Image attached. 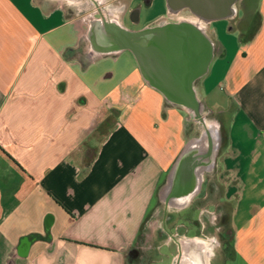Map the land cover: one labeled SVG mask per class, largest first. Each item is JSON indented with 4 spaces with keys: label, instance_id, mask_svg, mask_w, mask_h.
Returning a JSON list of instances; mask_svg holds the SVG:
<instances>
[{
    "label": "crops",
    "instance_id": "1",
    "mask_svg": "<svg viewBox=\"0 0 264 264\" xmlns=\"http://www.w3.org/2000/svg\"><path fill=\"white\" fill-rule=\"evenodd\" d=\"M80 1L0 0V264H180L181 241L193 237L209 243L208 264H264V0H236L232 16L210 22L182 0L67 9ZM101 14L130 29L200 21L214 43L195 82L201 119L149 85L129 50L90 49L88 18ZM189 143L200 149L193 157L214 145L192 198L207 202L198 222L175 213L168 232L169 210L192 202L175 206L163 194ZM157 196L166 238L148 244L141 234ZM205 212L213 224L221 216L224 252L217 234L206 236Z\"/></svg>",
    "mask_w": 264,
    "mask_h": 264
},
{
    "label": "water",
    "instance_id": "2",
    "mask_svg": "<svg viewBox=\"0 0 264 264\" xmlns=\"http://www.w3.org/2000/svg\"><path fill=\"white\" fill-rule=\"evenodd\" d=\"M236 0H182L198 19L205 22L227 18L235 12ZM90 49L100 55L129 50L146 82L171 103L185 107L200 118L203 103L195 82L209 70L214 43L199 20L180 19L130 29L104 15L88 18L86 30ZM208 134V131H205ZM205 138L203 133L197 142ZM187 144L169 172L164 195L171 203L187 205L200 189L202 171L212 164L214 145L208 153L193 157L200 149Z\"/></svg>",
    "mask_w": 264,
    "mask_h": 264
},
{
    "label": "rangeland",
    "instance_id": "3",
    "mask_svg": "<svg viewBox=\"0 0 264 264\" xmlns=\"http://www.w3.org/2000/svg\"><path fill=\"white\" fill-rule=\"evenodd\" d=\"M75 5L76 6H74V8L68 7L67 9L74 13V12L78 11L79 9L80 10L88 9L89 7H91L92 3L90 0H82L80 2H77V4H75ZM153 14H155L154 10H149V11L143 12V16H151ZM124 22L127 25H133L128 16H126ZM137 25H140V24H137ZM209 118L212 120H215V117L213 114H210ZM202 193H203V191H202ZM200 195H202V194H199L197 198H194V200L186 208H182V209L180 208V210H176V209H170L169 210L170 211L169 215L173 214L171 216V219L173 217L172 220L174 222H169V223L167 222L168 226H166V227H167L168 232L174 231V227H175L174 224H176L175 222L177 221L175 213H178L177 218L179 219L178 221H180V223H183L184 221H187V220L189 222H192L194 219L198 222L197 217H198L199 209H200L198 207L200 205L199 204V200L201 199ZM156 201H157V209L155 211V214L152 216V220L148 219L146 221V224H145L144 228L142 229L143 234H141V236L144 235L145 238H144V236H142V238L140 237L142 239L141 242H144V240H147L148 244H155L157 242H161L164 238H166V233L161 238H159L157 235V233L161 227L162 219L164 218V214L166 212H164L163 204L160 202L159 196L156 197ZM206 208L212 210V208L209 205L206 206ZM165 217H166V214H165ZM201 218L205 222V225H206V227H205L206 236L212 237V234H217L216 238L221 241L222 250L224 252L228 247V241L225 240L226 238L223 235L224 234L223 232H225L226 227L224 226L223 221L220 220L221 216H218L215 224L209 222V220L211 218L210 212H205V214H203ZM181 226H180V228H181ZM188 226H189V224L186 223L185 227H188ZM197 227L200 228L199 225H197ZM218 227H219V231H217ZM169 250L170 249L168 247H164L162 252L163 253L168 252ZM154 254H155V252H154ZM142 262L143 261H141V263ZM142 264H170V262H169L168 258H162V259H157V260H153V261H150V260L147 261L146 260ZM214 264H223V262H221L220 258L217 257V258H214ZM225 264H230V262L228 261Z\"/></svg>",
    "mask_w": 264,
    "mask_h": 264
},
{
    "label": "bare ground",
    "instance_id": "4",
    "mask_svg": "<svg viewBox=\"0 0 264 264\" xmlns=\"http://www.w3.org/2000/svg\"><path fill=\"white\" fill-rule=\"evenodd\" d=\"M185 204L186 202L183 204L178 202L175 206L182 207ZM181 251L183 256L180 264H208V259L211 255L209 243L199 237L183 239L181 241ZM192 251H194V253H192ZM196 252H200V255ZM193 254L196 255L194 256Z\"/></svg>",
    "mask_w": 264,
    "mask_h": 264
},
{
    "label": "flooded vegetation",
    "instance_id": "5",
    "mask_svg": "<svg viewBox=\"0 0 264 264\" xmlns=\"http://www.w3.org/2000/svg\"><path fill=\"white\" fill-rule=\"evenodd\" d=\"M203 200H205L206 202H207V199H203V198H201L200 200H199V204H201L202 202H203ZM193 201V200H192Z\"/></svg>",
    "mask_w": 264,
    "mask_h": 264
}]
</instances>
